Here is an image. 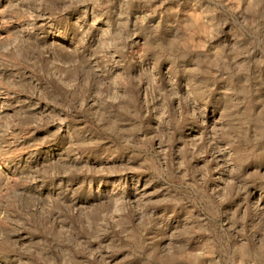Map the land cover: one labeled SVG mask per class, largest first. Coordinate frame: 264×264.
<instances>
[{"label": "rangeland", "instance_id": "1", "mask_svg": "<svg viewBox=\"0 0 264 264\" xmlns=\"http://www.w3.org/2000/svg\"><path fill=\"white\" fill-rule=\"evenodd\" d=\"M0 264H264V0H0Z\"/></svg>", "mask_w": 264, "mask_h": 264}]
</instances>
